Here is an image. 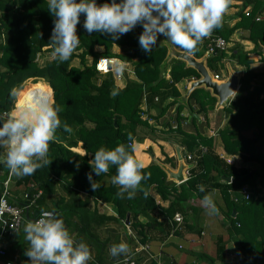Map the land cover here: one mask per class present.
Segmentation results:
<instances>
[{
    "label": "trees",
    "instance_id": "obj_1",
    "mask_svg": "<svg viewBox=\"0 0 264 264\" xmlns=\"http://www.w3.org/2000/svg\"><path fill=\"white\" fill-rule=\"evenodd\" d=\"M96 2L111 3V0ZM263 12L264 2L259 1L249 11V16L245 13L241 15L242 21L234 29L226 30L222 25L214 30L213 38L228 42L235 30L242 29L248 34L245 40L254 44L256 54L263 57L264 21H257ZM54 19L48 10V0H0V114L13 111L15 104L22 106L31 99L32 93L41 92L37 80H42L50 86H45L43 93L52 96L61 107L59 117L62 124L67 123L72 129L71 132L64 131L63 127L57 130L56 139L50 142L47 158L52 161L49 165L37 169L32 175L17 177L12 174L17 189L25 195V199L30 189L33 200L41 191L42 196L37 203V211H40L44 209L42 205L46 197L61 184L66 194L73 198L85 194L88 200L112 206L124 222L131 215L139 242L146 244L149 241V229L160 224L177 225L174 220L176 214L183 216L182 225H185L189 210L197 209L195 201H200L205 194L215 193L219 217L227 223L230 240L236 245L240 257L235 263H227L222 255V264H264V76L252 70L254 62L249 58L250 53L238 47L232 49L231 58L244 68V75L238 94L224 108L229 120L219 136L227 155L241 157L253 167L239 169L231 166L213 151V139L183 133V145L188 153L199 152L200 155L201 147L207 149L198 159L194 167L196 170H191L190 179L177 185L168 181L167 173L160 166L152 163L143 169L151 174L150 179L142 181V187L148 191L147 198L138 191L131 200L121 199L117 196V186L111 182L115 167L100 176L93 172L89 161L93 159L95 151L101 146L112 149L120 143L128 144L129 133L136 141L138 128L149 127L148 122L141 117L143 100L150 96L152 101L157 100V104L162 106L171 96L179 97L177 84L187 78L200 76L194 69L188 68L184 61L173 59L170 62V79H167L164 68L168 48L161 44L156 45L151 53L144 52L139 46V36L143 32L141 25L119 39H113L108 34L87 33L83 27L84 14H81L77 25L80 44L71 58L64 63L54 58L40 67L38 58L45 53H52L50 42ZM163 37L160 35L158 39ZM209 45L210 38L205 37L191 56L201 59L209 51ZM115 46L122 50V54L113 52ZM97 48H103L104 51L98 52ZM226 56L225 52L217 51L211 61L221 62ZM101 58L125 61L138 81L127 80L126 86L119 88L113 74L99 80L101 75L95 65ZM89 59H92L90 64ZM31 81L33 85L28 86ZM14 87L19 88L23 95V99L18 102V96L12 98L10 95ZM114 90L118 93L115 96L112 95ZM189 101L195 102L199 112L204 114L214 110L217 105V99L204 89L195 90ZM80 143L86 152L84 156L72 151ZM5 154L6 150L0 149V157ZM0 171L5 172V177L11 174L3 163H0ZM90 172L99 185L95 191L87 177ZM226 179H232V182ZM200 186L204 187L203 192ZM245 187L251 193L249 200L241 194ZM152 190L154 194H151ZM155 196L167 201L169 207H160ZM10 201L19 207L24 205V201L20 203L12 195ZM57 208L60 210L59 218L68 229L76 211L68 209L64 199L58 200ZM29 212V216L33 217L36 209L30 208ZM145 217L148 219L146 223L139 221ZM195 219L194 222H197L198 217ZM21 233L24 234L23 227L14 237ZM144 253L150 257V251ZM133 255L128 256L130 263L140 264ZM122 257L117 258L122 261L125 259ZM105 262L100 257L99 261L88 264H107ZM213 262L215 264V260ZM149 264L155 263L152 261Z\"/></svg>",
    "mask_w": 264,
    "mask_h": 264
},
{
    "label": "clouds",
    "instance_id": "obj_2",
    "mask_svg": "<svg viewBox=\"0 0 264 264\" xmlns=\"http://www.w3.org/2000/svg\"><path fill=\"white\" fill-rule=\"evenodd\" d=\"M230 3L231 0H120L119 3L111 0V3L97 4L96 0H48V10L55 17L51 55L60 63L71 58L80 44L77 25L81 14L85 15L83 27L89 34H108L119 39L141 25L139 46L144 52L151 53L158 37L163 35L191 55L205 37L222 26ZM111 67L116 76L123 78L125 61L115 60ZM233 93L236 92L228 89L224 98ZM20 94L21 90L15 87L10 93L12 98ZM117 94L115 90L112 92L113 96ZM61 111L46 93L36 92L22 106L0 114V149L6 150L0 163L17 177L32 175L49 165L52 161L47 158L50 142L56 139L57 130L63 127L66 132L72 131L67 123L62 124ZM128 140V144L120 143L112 149L101 146L89 163L97 176L115 167L111 182L117 186L119 198L131 200L138 191L147 198L148 191L142 187V181L150 179L151 174L143 171V162L133 154L135 140L131 133ZM87 177L95 191L99 185L91 172ZM200 191H204L203 186ZM199 203L209 214L218 213L212 193L205 194ZM23 231L28 245L24 254L30 264H88L92 260L89 245L75 240L53 211L41 209L39 219L27 221ZM108 252L114 258L128 256L131 248L121 240L111 244Z\"/></svg>",
    "mask_w": 264,
    "mask_h": 264
},
{
    "label": "crops",
    "instance_id": "obj_3",
    "mask_svg": "<svg viewBox=\"0 0 264 264\" xmlns=\"http://www.w3.org/2000/svg\"><path fill=\"white\" fill-rule=\"evenodd\" d=\"M259 1L264 2V0H231L228 10L224 13L222 19L224 29H234L242 21L241 15L253 10ZM260 19L264 21V12L260 15ZM214 30L207 38L214 37ZM247 36L248 34L244 30H235L227 42L228 50L225 51L227 56L221 62L211 61V55H216V52L211 55L206 52L201 59L196 60L205 59V65L213 78L219 77L218 82L227 81L232 74L239 75L242 78L244 68L238 66L231 58L232 49L238 47L243 49L244 52L250 53L249 58L254 62L252 70L264 76V56L256 54L255 45L245 40ZM161 44L166 47L167 45H172L175 48L165 37L157 40V45ZM97 51L103 52L102 50ZM115 54L119 55L120 52ZM170 62L164 68V76L167 79H170ZM128 66L131 67L130 65L126 66V73L123 81L119 83L121 86L119 88H124L127 80L138 81L132 68L129 69L127 68ZM129 70L131 71L129 72ZM198 79L191 77L177 84L176 89L179 92V97L174 98L171 96L163 102L162 106L157 104V100L152 101L153 99L149 95L148 99L143 100L140 107L141 117L148 122L149 127L138 128V139L135 141L134 153L136 158L143 162L144 168L153 163L160 166L166 173L176 171L178 169L177 148H180L184 159L189 154L199 155V152L188 153L186 151L183 145V133L213 139V151L221 159L224 160L225 158L231 166L239 169L253 167L245 163L241 157L227 155L224 150L219 134L226 127L229 120L224 111L227 105L225 107H217L216 105L214 110L204 114L199 112L200 109L195 102L189 101L193 92L186 98L192 83ZM123 82L125 83L124 87H122ZM208 92L210 93V91ZM72 151L81 156L86 155L82 143L78 145V148L72 149ZM173 163H175L176 167ZM5 176V172L0 171V182L7 180L8 177ZM13 188L18 191V194L13 191ZM10 191L13 197L19 201L23 200L25 203V195L17 189L12 177ZM151 194H154L153 190ZM215 195L214 193L213 198ZM61 199L66 201L68 209L76 211V215L72 218L68 230L75 240H82L89 245L92 260L88 263L99 261L101 257L107 264H120L121 260L119 261L117 257H111L108 249L111 244L119 243L121 240L126 241L131 248V253L128 256L134 254L132 257H136L140 264H149L152 261L155 264H214V260L215 264H222V255L225 256L227 263H235L240 258L236 245L230 240L227 223L220 219L219 212L216 214L206 212L200 206L198 200L195 201L197 209L189 210L185 225L160 224L154 229H149V241L146 244H142L139 242L134 225H132L134 220L130 218V222L127 224L119 218L112 206L88 200L85 194L79 195L78 198H73L71 195L66 194L61 184L57 185L53 194L46 197L42 206L47 211H57L59 218L60 210L57 208V204L58 200ZM155 199L160 207H169L167 201H162L158 196H155ZM196 216L198 219L197 222H194V220L196 221ZM151 218L155 220L154 217L151 216ZM147 220L145 217L140 218L139 221L146 223ZM143 245L149 246L150 257L144 251H141ZM1 246L6 250L7 256L5 259H0V264H4L7 261L14 264L28 263L29 258L24 254L28 246L24 239V234L21 233L14 238L3 240ZM128 256H123L122 259Z\"/></svg>",
    "mask_w": 264,
    "mask_h": 264
},
{
    "label": "built area",
    "instance_id": "obj_4",
    "mask_svg": "<svg viewBox=\"0 0 264 264\" xmlns=\"http://www.w3.org/2000/svg\"><path fill=\"white\" fill-rule=\"evenodd\" d=\"M245 14L246 16H249V11L246 12ZM260 20H261L260 18L257 19V21ZM227 50H228V43L224 39L210 38V45L208 51L210 54H213L217 51L225 52ZM114 61H115L114 59H110V58H101L97 61L95 68L97 72L102 76L113 74L116 82L122 81L124 79V76L123 78L118 77L114 74L112 70L111 66ZM125 73H126V69H125ZM215 78L219 79L218 76H216ZM200 151H201L200 155L189 154L187 157H185V162L189 165H192V169L196 167L198 159L207 152V150L204 148H200ZM226 162L228 163V161ZM192 169L188 170L187 172L189 179H190V172ZM11 177H12V173L9 175L6 181L0 184V259L6 258V250L1 246L2 240L8 237L9 238L14 237V235L23 227V225L28 221L27 214L28 213L30 214L29 212L30 208L34 207L36 211L39 210V206L37 205V203L40 197L42 196V192L39 191L38 194L34 197V200L31 199V203L28 207H25L24 205L23 207H19L18 205L12 204L10 201ZM231 182L232 179H230V183ZM241 194L242 196H244L246 200H249L251 198V193L247 187L243 188ZM26 200H27V196L25 201ZM37 219H39V217ZM174 220L178 226H182L183 216L181 214H176ZM141 251L144 252L149 251V246L143 245L141 247ZM4 264H14V263L7 261ZM27 264H30L29 260ZM120 264H131L130 257H126L124 260L120 262Z\"/></svg>",
    "mask_w": 264,
    "mask_h": 264
},
{
    "label": "water",
    "instance_id": "obj_5",
    "mask_svg": "<svg viewBox=\"0 0 264 264\" xmlns=\"http://www.w3.org/2000/svg\"><path fill=\"white\" fill-rule=\"evenodd\" d=\"M167 48H169V51L165 65L173 58L182 60L187 64L188 68L194 69L200 76L198 80L192 83L186 98L190 96V94L195 90L204 88V90L206 89V91H210L212 97L217 99V107H225L234 99V96L238 94L241 87V77L239 75L232 74L227 81L218 82V79L213 78L207 66L205 65V59L198 61L195 57L189 55L187 52L177 51L172 45H167ZM215 54H217V52ZM228 89L236 93L228 95L226 98H224V95H227ZM176 157L178 159V169L176 171H169L167 173L168 181H172L177 185H181L188 181L189 177L187 172L188 170L192 169V166L186 164L180 148H177ZM226 180L230 182V179ZM31 192L32 189L28 191L27 200L24 203L25 207H28L31 203ZM39 213L40 211H36L33 217H30L29 214H27V220H36L39 217ZM54 213L58 215L57 211H54ZM130 218L131 215H128L126 220L127 224H129Z\"/></svg>",
    "mask_w": 264,
    "mask_h": 264
},
{
    "label": "rangeland",
    "instance_id": "obj_6",
    "mask_svg": "<svg viewBox=\"0 0 264 264\" xmlns=\"http://www.w3.org/2000/svg\"><path fill=\"white\" fill-rule=\"evenodd\" d=\"M97 50H102V51H104V49L103 48H97ZM113 52L114 53H116V52H120V54H122V50L120 49V48H118L117 46H115L114 48H113ZM54 59V57L50 54V53H45L42 57H39L38 58V64H39V66L40 67H42V66H44L45 65V63L46 62H48V61H51V60H53ZM91 60L92 59H89V64H90V62H91ZM114 60H117V59H114ZM77 65V64H76ZM127 66V65H126ZM127 68H129V69H131V67H127ZM131 70H129V72H130ZM100 79H103V76L101 75V77H99V80ZM123 81V80H122ZM26 83V82H25ZM24 83V84H25ZM119 83H121V81H117L116 82V86H118V87H121L120 85H119ZM23 84V85H24ZM30 85H33V83H32V81L28 84V86H30ZM37 85L40 87V89H41V92H44L43 91V89H45L44 87L45 86H49V85H47V84H45V82L44 81H42V80H40V81H38L37 80ZM125 86V83L123 82V84H122V87H124ZM50 87V86H49ZM20 99H23V95L22 94H20L19 96H18V99H17V102L18 101H20ZM15 102H16V99H15ZM16 102V103H17ZM15 107H14V109L16 108V104L14 105ZM13 191L16 193V194H18V191L17 190H14V188H13ZM23 200H21V201H18V202H22Z\"/></svg>",
    "mask_w": 264,
    "mask_h": 264
},
{
    "label": "bare ground",
    "instance_id": "obj_7",
    "mask_svg": "<svg viewBox=\"0 0 264 264\" xmlns=\"http://www.w3.org/2000/svg\"><path fill=\"white\" fill-rule=\"evenodd\" d=\"M52 91V90H51Z\"/></svg>",
    "mask_w": 264,
    "mask_h": 264
}]
</instances>
